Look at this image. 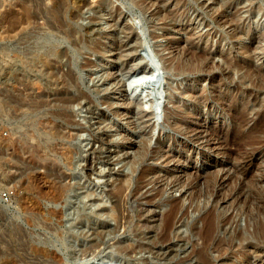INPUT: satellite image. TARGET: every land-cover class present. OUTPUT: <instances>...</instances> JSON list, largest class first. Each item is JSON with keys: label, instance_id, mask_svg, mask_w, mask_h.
Returning <instances> with one entry per match:
<instances>
[{"label": "rangeland", "instance_id": "rangeland-1", "mask_svg": "<svg viewBox=\"0 0 264 264\" xmlns=\"http://www.w3.org/2000/svg\"><path fill=\"white\" fill-rule=\"evenodd\" d=\"M24 1L0 264H264V0Z\"/></svg>", "mask_w": 264, "mask_h": 264}, {"label": "bare ground", "instance_id": "bare-ground-1", "mask_svg": "<svg viewBox=\"0 0 264 264\" xmlns=\"http://www.w3.org/2000/svg\"><path fill=\"white\" fill-rule=\"evenodd\" d=\"M24 1V0H23ZM27 1V0H26ZM164 1V0H163ZM21 2H22V0H21ZM25 2V1H24ZM28 2V1H27ZM26 3V2H25ZM24 3V4H25ZM27 8V7H26ZM25 11V10H24ZM25 16V15H24ZM26 17H27V15H26ZM161 19H162V17H161ZM28 20V19H27ZM8 21V20H7ZM14 21V20H13ZM25 21V20H24ZM16 22V21H15ZM14 23V22H13ZM17 23V22H16ZM263 31H264V29H263ZM237 66L239 67V63H237ZM69 102V101H68ZM66 105V104H65ZM251 135V134H250ZM254 136V135H253ZM125 177V176H124ZM121 186V185H120ZM122 188V187H121ZM119 190V189H118ZM118 192V191H117ZM119 194V193H118ZM89 196H93L94 195V193H89L88 194ZM97 201V200H96ZM96 205V204H95ZM97 206V205H96ZM83 216V215H82ZM84 217V216H83ZM91 217V216H90ZM97 217V216H96ZM93 219V218H92Z\"/></svg>", "mask_w": 264, "mask_h": 264}]
</instances>
